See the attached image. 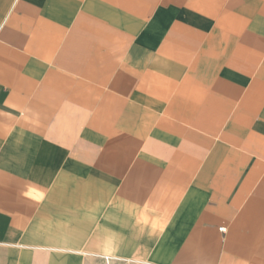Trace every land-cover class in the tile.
Returning a JSON list of instances; mask_svg holds the SVG:
<instances>
[{"label": "crops", "instance_id": "crops-1", "mask_svg": "<svg viewBox=\"0 0 264 264\" xmlns=\"http://www.w3.org/2000/svg\"><path fill=\"white\" fill-rule=\"evenodd\" d=\"M264 264V0H0V264Z\"/></svg>", "mask_w": 264, "mask_h": 264}, {"label": "built area", "instance_id": "built-area-1", "mask_svg": "<svg viewBox=\"0 0 264 264\" xmlns=\"http://www.w3.org/2000/svg\"><path fill=\"white\" fill-rule=\"evenodd\" d=\"M104 264H135L134 261L126 258L115 257L111 255H102Z\"/></svg>", "mask_w": 264, "mask_h": 264}]
</instances>
